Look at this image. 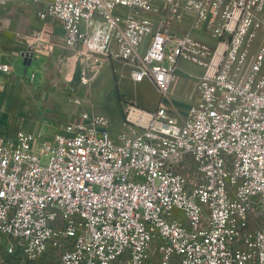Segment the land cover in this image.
<instances>
[{
    "label": "built area",
    "instance_id": "obj_1",
    "mask_svg": "<svg viewBox=\"0 0 264 264\" xmlns=\"http://www.w3.org/2000/svg\"><path fill=\"white\" fill-rule=\"evenodd\" d=\"M30 1L62 23L82 81L114 60L163 101L125 104L123 132L87 111L50 140L21 131L1 143L0 254L264 264V0ZM187 15L211 42L172 33ZM181 61L200 71L185 118L165 103Z\"/></svg>",
    "mask_w": 264,
    "mask_h": 264
},
{
    "label": "crops",
    "instance_id": "obj_2",
    "mask_svg": "<svg viewBox=\"0 0 264 264\" xmlns=\"http://www.w3.org/2000/svg\"><path fill=\"white\" fill-rule=\"evenodd\" d=\"M44 8L43 3L30 0H1L0 65H8L11 71H0V144L15 143L21 131L50 140L87 111L108 118L114 133L125 131L124 106L132 102L121 103L118 88L124 86L116 82L115 75L133 85L128 69L114 60L99 66L89 64L87 70L94 72L93 79L98 77L89 85L83 83L84 66L78 54L66 47L62 23L42 20L39 14ZM191 19L187 15L183 23H174L172 33L192 34L211 42L203 32L191 29ZM190 70L199 75L196 67ZM180 78L179 85L175 79L169 97L179 91L184 77ZM194 92L188 108L197 96L196 87ZM77 99L80 105L75 103Z\"/></svg>",
    "mask_w": 264,
    "mask_h": 264
},
{
    "label": "rangeland",
    "instance_id": "obj_3",
    "mask_svg": "<svg viewBox=\"0 0 264 264\" xmlns=\"http://www.w3.org/2000/svg\"><path fill=\"white\" fill-rule=\"evenodd\" d=\"M194 65L189 64L186 61H181L179 63L176 75V83L179 85V78L181 73V78L184 77L183 80H180V88L179 91L174 95L168 97L165 101L166 105L169 109L173 110L174 113L180 116V118H185L187 114V108L192 99L195 91L196 84L198 82L199 75L195 74L190 70V67ZM195 67V66H194ZM115 75V74H114ZM94 76V72L91 76H88L83 79V83L89 85L91 82L95 81L98 77L90 78ZM119 78V76H118ZM180 78V79H181ZM116 82H120L122 86H126L127 88L120 87L118 88V94L121 99V103H125L127 101H131L134 103L137 108H143L147 110H155L160 103L163 101L162 96L158 94L156 88L148 81L142 83H134L133 85L128 81H120L117 80V76L115 75ZM128 84L130 86H128ZM107 104H103L106 106ZM121 106V105H120ZM123 106V105H122ZM59 252L55 251L54 249L50 248L47 253L42 256V258L36 262L31 264H59ZM0 264H19L16 256L0 254Z\"/></svg>",
    "mask_w": 264,
    "mask_h": 264
},
{
    "label": "water",
    "instance_id": "obj_4",
    "mask_svg": "<svg viewBox=\"0 0 264 264\" xmlns=\"http://www.w3.org/2000/svg\"><path fill=\"white\" fill-rule=\"evenodd\" d=\"M27 57H30V58H31V56H28V55H27ZM27 57H26V59H27ZM32 57H33V56H32ZM29 60H30V59H29ZM29 64H30V63H29Z\"/></svg>",
    "mask_w": 264,
    "mask_h": 264
}]
</instances>
